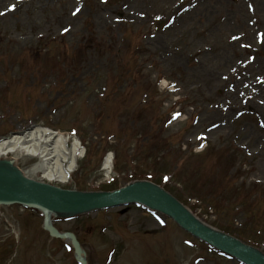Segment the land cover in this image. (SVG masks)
<instances>
[{
  "label": "rangeland",
  "instance_id": "obj_1",
  "mask_svg": "<svg viewBox=\"0 0 264 264\" xmlns=\"http://www.w3.org/2000/svg\"><path fill=\"white\" fill-rule=\"evenodd\" d=\"M263 108L264 0H0V138L75 133L85 155L62 189L150 177L264 254ZM52 219L88 264H241L135 205ZM68 244L38 209L0 206V264H77Z\"/></svg>",
  "mask_w": 264,
  "mask_h": 264
},
{
  "label": "water",
  "instance_id": "obj_2",
  "mask_svg": "<svg viewBox=\"0 0 264 264\" xmlns=\"http://www.w3.org/2000/svg\"><path fill=\"white\" fill-rule=\"evenodd\" d=\"M0 201L19 202L41 206L46 213V227L56 237H67L60 235L49 226V212H74L80 210H92L105 207L120 206L127 203L139 201L156 207L164 213L172 216L179 224L193 234L209 241L218 248L230 252L247 264H264V258L256 253L223 241L214 236L210 231L197 223L181 206H179L167 194L158 188L133 185L111 194L84 195L73 192L61 191L49 186L37 184L22 177L17 172L0 167ZM74 242L78 256L81 249L74 235H69ZM83 264H85V261Z\"/></svg>",
  "mask_w": 264,
  "mask_h": 264
},
{
  "label": "bare ground",
  "instance_id": "obj_3",
  "mask_svg": "<svg viewBox=\"0 0 264 264\" xmlns=\"http://www.w3.org/2000/svg\"><path fill=\"white\" fill-rule=\"evenodd\" d=\"M261 111L264 113V108ZM69 141V138L59 132L47 127L36 126L26 133L16 134L0 141V156L6 157L3 162H0V165L11 170L16 169L15 165L11 164L16 160L8 159L10 154L37 157L38 162L30 171L17 172L27 178L35 176L36 173H42L43 178L49 181L66 183L77 168V161L83 157L82 147L79 146V143L74 141L70 146ZM103 168L107 175L113 172L114 158L111 154L106 158ZM204 225L213 229L209 225ZM213 232L227 241H232L216 229H213Z\"/></svg>",
  "mask_w": 264,
  "mask_h": 264
}]
</instances>
